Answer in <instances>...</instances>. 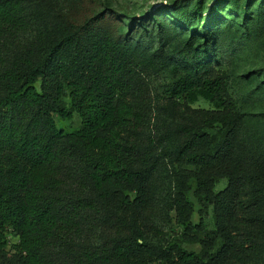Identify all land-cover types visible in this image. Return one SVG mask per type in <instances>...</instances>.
I'll list each match as a JSON object with an SVG mask.
<instances>
[{
	"label": "trees",
	"instance_id": "trees-1",
	"mask_svg": "<svg viewBox=\"0 0 264 264\" xmlns=\"http://www.w3.org/2000/svg\"><path fill=\"white\" fill-rule=\"evenodd\" d=\"M38 1L0 0V250L11 233L18 238L17 264H146L147 243L137 222L148 215L162 157L172 166L181 242L200 246L176 247V264L250 260L264 227L260 190L251 203L242 201L239 186L230 193L233 175L243 173L235 158L239 115L223 78L212 68L198 70L205 50L186 51L194 72L170 87L182 101V121L166 124L144 148L137 140L145 113L130 101L137 64L95 26L103 12L69 23L45 42L22 45L18 35L30 25L27 7ZM200 3L190 13L199 12ZM175 11L184 16L188 8ZM199 96L212 108L191 107ZM73 112L80 118L77 128L56 126L53 113L70 118ZM224 177L227 186L215 192L216 180ZM255 183H264L263 172ZM190 196L200 209L211 208L213 229L191 221ZM101 211L118 223L96 248H76L89 213ZM55 248L62 262L53 256Z\"/></svg>",
	"mask_w": 264,
	"mask_h": 264
},
{
	"label": "rangeland",
	"instance_id": "rangeland-1",
	"mask_svg": "<svg viewBox=\"0 0 264 264\" xmlns=\"http://www.w3.org/2000/svg\"><path fill=\"white\" fill-rule=\"evenodd\" d=\"M196 1L40 0L28 5L26 13L30 25L19 33L18 41L22 45L45 42L58 36L69 23L81 24L103 12L95 26L137 64L130 101L145 113V125L137 140L144 148L166 124L182 121L180 113L184 107L179 106L182 101L171 94L170 87L180 76L194 72V64L187 59L186 51L205 50L196 63L198 70L212 68L223 78L239 115L235 158L243 173L233 175L230 193L233 195L235 186H239L242 201L251 203L258 188L264 220V183H255V178L264 173V116L248 114L264 112V0H200L199 12L192 14L190 10ZM179 6L188 8L187 15L175 11ZM63 103L69 106L68 97H63ZM189 105L212 108V104L200 96ZM53 119L64 132L80 125L76 112L70 118L53 113ZM171 168L168 158L159 159L153 173L148 215L137 222L142 241L147 243L146 264H176L178 246L191 251L200 249L198 243L181 242L183 229L175 221L172 203L175 181ZM227 184V177L217 179L214 191L223 190ZM190 197L194 203L191 221L196 224L201 220L206 230L213 229L211 208L200 209ZM115 219L109 211L90 212L81 234L75 238V247L99 246L108 228L117 222ZM227 225L230 228L233 223ZM17 239L11 233L6 235V246L0 250V264H17L14 252ZM255 241L257 248L250 260L227 257L213 264H264V227ZM51 251L58 262L63 261L58 249Z\"/></svg>",
	"mask_w": 264,
	"mask_h": 264
}]
</instances>
